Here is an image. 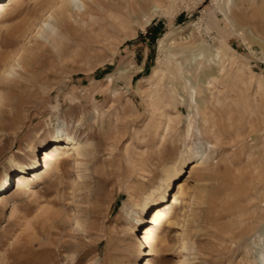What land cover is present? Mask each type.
<instances>
[{"label": "rangeland", "instance_id": "374dc122", "mask_svg": "<svg viewBox=\"0 0 264 264\" xmlns=\"http://www.w3.org/2000/svg\"><path fill=\"white\" fill-rule=\"evenodd\" d=\"M49 1L0 0V264H264V0H172L149 19L106 0L123 8L110 26L86 13L40 35ZM58 131L85 147L79 169L33 166ZM180 167L146 246L141 205Z\"/></svg>", "mask_w": 264, "mask_h": 264}, {"label": "bare ground", "instance_id": "6f19581e", "mask_svg": "<svg viewBox=\"0 0 264 264\" xmlns=\"http://www.w3.org/2000/svg\"><path fill=\"white\" fill-rule=\"evenodd\" d=\"M105 1L106 0H103V1L101 0H51L48 3L45 2L46 4H44L41 7L39 6L40 9H37L38 11H42L44 18H45L42 21L41 26L39 27L40 29L39 34L44 35L46 33L55 32L59 26L58 24L60 23L61 19H69L70 21H73V22H75L76 20L79 22H82L83 21L82 18L86 13H88L90 17L93 19L92 24H94V26L98 25V23L102 21L105 23L106 21L110 19L112 21L118 18L119 17L118 14L122 11L123 8L122 9L119 8L117 3H113V7L111 5L110 7H108L107 2ZM121 1H122L125 11L130 12L134 18L138 19L139 17L148 18V15L154 14V12L162 13L163 11L162 6L164 5V3H168L172 0H121ZM92 7H95V8H92ZM126 8L128 10H126ZM246 15H247L246 16L247 18L251 16L250 13ZM244 18H245L244 14L234 15L233 17H230V18L228 17L231 23H234L235 20L242 21V19ZM107 23L108 22H106V25H109ZM123 26L124 25L122 24V27ZM102 30H104V28H102ZM96 32H100V31H96ZM29 34L26 35L25 40L21 43L18 51L16 52L13 59L11 60V67H17V68L22 67L21 63H22L23 56L28 52L32 44V41H31L32 38H30ZM96 36L98 37V35ZM160 45L162 46L161 43ZM70 134L65 131H58L57 136L54 139V141L61 142V144L55 145L49 150H45L41 158L34 157L33 166L34 165L37 166L38 164H43L42 167L49 168L52 164H54L55 166L57 165V166H61L64 168V169H60L58 167L60 169L58 173H68V170L65 168L69 166V161H67V159L71 156L72 166L74 167V169L76 168L79 169L80 166L83 164L82 160L85 158L84 156L87 154H85V147L81 145L79 142H77L74 136ZM195 158H196L195 166H201L207 162L209 157L204 151H197ZM181 171H182L181 167L172 168L165 177V181H164L165 187L160 188L161 191L156 197H152L153 193L147 195L144 202L142 203L141 210L145 211L149 208L151 209V214L149 216L150 221L146 222L145 221L146 217L139 219L140 223H144V222L147 223V225L143 228L144 229L143 234L141 235V237H139L141 243L145 245L147 244V240L152 234V230L148 226V224L155 223L163 215L164 203L168 202V200L165 201L166 198L169 197L171 198L172 202H176L177 199L181 195H184L185 187L182 183H179V184L176 183L175 185H173V180H175L181 175ZM35 172L32 171L31 175L25 174V173H20L16 175L17 179H16L15 186L16 187L27 186L30 182L33 181V179L38 177ZM172 185L173 187H171ZM190 202L189 200H186V203H190ZM75 224L76 226H78V221ZM179 247L185 249L184 241L180 242ZM185 262H186V259L184 257H181L178 260L179 264H185Z\"/></svg>", "mask_w": 264, "mask_h": 264}]
</instances>
